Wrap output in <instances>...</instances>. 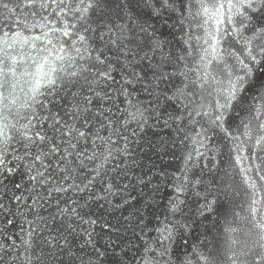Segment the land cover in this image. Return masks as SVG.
<instances>
[{"label":"water","instance_id":"obj_1","mask_svg":"<svg viewBox=\"0 0 264 264\" xmlns=\"http://www.w3.org/2000/svg\"><path fill=\"white\" fill-rule=\"evenodd\" d=\"M78 3L0 0V48L17 60L39 61L47 55L45 33L54 38L61 34L50 30L87 26V33L81 31L85 46L103 49L116 66L113 88L126 72L134 70L140 79L128 86L127 99L113 93L103 102L110 109L103 116L95 115L100 103L94 100L90 123L85 125L83 117L75 121L86 137L72 140L76 147L68 149L71 155L57 135L61 151L46 157L48 167L41 168L46 184L31 192L32 184H25V199L15 201L13 193L21 191L6 181L8 190L0 189V195L10 211L0 213V264H251V256L243 253L257 241L264 244L261 229L254 227L264 223V62L252 65L253 76L225 113L223 126L212 121L218 114L216 100L223 102L219 90L243 74L240 60L250 62L245 39H251L257 59L264 44L250 30L240 29L236 9L212 15L225 0H181L180 11L164 7L163 0H99L86 24L78 19ZM256 18L264 20L259 14ZM121 29L131 40L130 67L117 48L106 46ZM17 32L41 39H34L35 48L8 49L4 41ZM209 34L220 40L215 59L205 53L213 43ZM62 39L70 44L69 37ZM154 41L161 46L154 47ZM16 95H22L19 89ZM82 95L91 93L85 89ZM128 99L143 111L146 122L123 123L125 110L131 111ZM70 100L68 95L48 107L68 119ZM48 123L44 128L51 135ZM97 135L105 140L111 136L110 157ZM94 152L96 158L88 159ZM12 179L20 182L17 175ZM165 227L172 238L161 243Z\"/></svg>","mask_w":264,"mask_h":264},{"label":"snow or ice","instance_id":"obj_2","mask_svg":"<svg viewBox=\"0 0 264 264\" xmlns=\"http://www.w3.org/2000/svg\"><path fill=\"white\" fill-rule=\"evenodd\" d=\"M63 2L64 0H60L61 4ZM34 3H36V0H28V4ZM180 4L181 0H163V6L169 7L173 11H180L181 9L178 7ZM99 6V0H88L86 5L84 0H79L75 9L76 13L79 14V21L86 24L89 10ZM3 7L7 8L8 6L3 4ZM225 8L229 12L232 9H236L240 29L250 30L253 34L252 38L260 40L264 44V20L256 18L257 14L260 17H264V0H225V3L218 5L216 12L212 15L222 16L223 13L220 9ZM203 11L206 14L208 13L206 7ZM227 20L232 22V17L228 16ZM220 22L222 23L223 21L221 20ZM89 30L90 28L87 26L77 29L76 25L50 30L53 34L59 32L61 35L53 38L49 33H45L44 37L47 38V42L43 51L47 55L42 56L39 61L31 59L29 56L31 63L24 60V57L17 60L15 56L9 55L5 48H0V52L4 53L0 57V189L8 190L6 181L11 182L13 188L17 191H21L25 184H32V187L27 189L29 192L33 191L37 184H46L45 172L41 171V168L46 169L48 167V165L44 164L46 157L61 151V145L56 142L57 135H59L61 143L65 145L63 151L67 155H71L68 149H75L76 147L72 140L86 137V132L77 128L75 121L83 117L85 125L90 123L88 114L92 113L94 100L100 103L95 115L103 116L105 111H110V109L103 108V102L111 100L113 93L123 95L127 99L131 95L128 91V86L133 84L134 79H140L139 73L132 70L121 77L118 87L113 88V85L117 83L112 75L117 70L116 66L110 62V58L105 55L103 49L89 50L85 46L87 37L81 34V31L87 33ZM108 31L111 32L112 30L109 28ZM7 35V33H4L5 37ZM104 35V32L99 35L101 42L104 41ZM224 35L227 36L228 33ZM209 36L213 41L210 44L211 52L206 49L205 53L206 55H212L215 59L218 55L217 46L220 40L215 35L209 34ZM63 37H69L70 44L68 41L63 40ZM34 39L39 40L41 37L38 36ZM34 39L22 37L21 33L17 32L13 34L11 41L5 40L4 44L8 49L12 50H15L17 46L24 45L35 48ZM77 43H79V47L76 46ZM153 43L154 47L161 46L158 41ZM205 43H208V41L206 40ZM244 43L246 45L245 54L250 62L239 61L243 74L236 75L234 80L230 79L228 87L219 90L223 102L220 99L215 102V109L218 114L212 122H219L218 126L221 127L225 120V113L233 106V102L238 99V94L253 76L252 65H259L264 62V46L259 47L258 51L261 55L260 59H257V56L253 54L251 39H245ZM129 44H131L130 38L121 29V35L115 38H112L111 35L109 36L106 46L117 48L123 57L125 66L130 67L127 64L128 57L130 54L134 55V53L133 49L128 46ZM49 45L51 47H48ZM93 51L96 52L94 56ZM70 52H74L75 57L70 55ZM76 57L83 62L78 63ZM22 60L24 63H21ZM201 60L203 61L204 57H201ZM204 66L206 67V65ZM205 75L207 74L205 73ZM193 83H196V81H193ZM205 83H207L206 80L201 82L200 87H204ZM77 85H79V89L71 92L70 89L76 88ZM186 87L187 85H185ZM17 89L22 95H16ZM85 89L91 95H82ZM177 94L185 95L183 89H177ZM68 95L71 97L70 107H66L65 116L68 119H64L59 115V112H52L48 105L56 106ZM9 97H11L10 101ZM128 104L131 107V111L125 110L126 118L123 123L126 125L135 121L139 125L141 122H146L143 111L132 104L130 99H128ZM197 114L199 115V113ZM105 119L107 118L105 117ZM176 119H180V117H176ZM69 120L73 122L69 123ZM49 121L48 128L52 131L51 135L44 128L45 122ZM108 126L106 124L100 125L101 128ZM112 132L119 134L116 128H113ZM96 139L101 140L107 156L110 157L112 155L110 148L111 136L105 140L97 135ZM261 139L264 140V137ZM93 143L95 144V140ZM257 143L259 144L260 140ZM96 156L97 153L94 152L93 156L88 157V159L96 158ZM64 158V156L61 157V159ZM106 159L107 157H105ZM14 175L19 176L20 182L12 179ZM55 191H62V189L56 188ZM11 199L21 201L25 197L21 191V195L13 193ZM9 211L10 208L6 206L3 196L0 195V213L7 214ZM7 223L11 224L13 221L9 219ZM254 227L261 229L259 237L260 240H264V223L256 224ZM163 233H166V235L162 234L161 243L163 240L172 238V230L168 227L163 229ZM24 243L29 248L31 247L29 241L26 240ZM166 252L167 249H164L161 255ZM243 254L251 256V264H264V244L258 241L249 248L248 252ZM88 264H91V260L88 261Z\"/></svg>","mask_w":264,"mask_h":264}]
</instances>
